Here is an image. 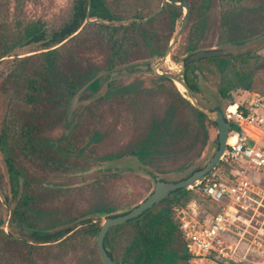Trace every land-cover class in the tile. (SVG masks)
<instances>
[{"label":"rangeland","instance_id":"374dc122","mask_svg":"<svg viewBox=\"0 0 264 264\" xmlns=\"http://www.w3.org/2000/svg\"><path fill=\"white\" fill-rule=\"evenodd\" d=\"M186 1L191 3L186 27L165 62L159 66V71H168L180 77L188 73L198 87L194 95L202 104L210 107L218 105L225 109L230 98L235 97L240 89L238 86L230 87L229 96H221L219 89L226 85L228 78H233L231 71H220L212 61L204 58L195 61L194 69L186 70L182 59L191 51L201 48L223 47L233 55L245 54L247 50V62L241 69L251 79L252 90L249 91L264 96V0H242L235 5L240 7L236 14L232 13L230 7L223 5L224 0H210L206 6L201 4V0ZM72 2L0 0V49L4 42L24 41L22 26L27 22L39 20L47 29L58 27L69 16ZM108 2L118 15L130 17L136 14L144 17L161 0ZM225 17H232L234 28L225 29L221 25ZM180 22L178 18L175 29ZM200 26L201 30L192 31V27ZM188 27L190 33L187 32ZM190 35H193L192 41L196 43L195 49L188 47ZM236 38L240 40L233 41ZM33 47H37L35 43L18 45L15 49L22 54ZM96 51L94 49L92 52ZM94 56L102 65L101 52ZM158 59L151 56L143 61L153 65ZM8 68L7 64L0 62V130L7 128L8 148L13 145L16 153H5L0 148V172L6 180L7 154L25 171L30 192L35 197L31 206L36 209L28 211L31 216L28 225L39 230L51 231L87 219L91 224L100 223L108 213H100L96 209L113 206L112 213L127 210L149 194L155 175L166 180L180 178L207 162L216 148V126L206 121L208 138L205 144L201 143L200 132L194 138L186 134L179 141L174 140V137L161 140L155 146L151 158H141L131 153L137 142L153 126L161 129L168 124L167 120L172 126L174 117L184 120L192 113L190 106L179 97L175 85L169 79L157 77L150 71L131 69L128 74L115 78L123 83H133L129 93L139 90L137 99H142L139 107L132 104L135 102L132 99L134 96H129V99L125 96L106 98V84L81 102L74 103L72 97L66 108L69 123L56 125L49 130L46 127L44 136L49 141L44 146L45 151L38 149L33 152L28 146L24 155L16 145L18 129L10 121L11 103L15 101L16 94L5 90L3 85V72ZM97 75L109 77V70L100 69ZM55 119L49 116L46 126L55 124L58 121ZM95 132H99V137L94 136ZM116 153L120 155L104 157ZM186 162L184 168H177V165ZM190 196H180L176 201L172 196L171 206L177 205L174 202L186 205L189 199L195 198L207 207L201 196L195 193ZM11 207L12 204L4 203L0 193V264H32V260H36L37 264H102L95 249V237L85 232L84 227L81 228L84 223L76 225L69 232L79 231L75 245L70 239L64 241L62 238L49 245L28 246L22 239L30 238V230L28 227L20 229L16 221L10 219L8 209ZM5 230L12 240L1 238Z\"/></svg>","mask_w":264,"mask_h":264},{"label":"trees","instance_id":"16d2710c","mask_svg":"<svg viewBox=\"0 0 264 264\" xmlns=\"http://www.w3.org/2000/svg\"><path fill=\"white\" fill-rule=\"evenodd\" d=\"M200 2L206 6L210 0H201ZM86 9L87 0H73L69 16L58 27L47 29L43 22L39 20L27 22L22 26L24 41L4 42L0 49V62L9 66L3 72L5 74V79H3L4 89L11 90L16 94L15 101L11 103L12 116L10 121L18 129L16 145L17 149L21 151L20 153L24 155L28 146L33 152L38 149L42 152L45 151L44 146L49 141L44 136L45 131L56 125H67L69 123L66 108L70 100L79 89L97 75L100 69L111 71L128 67L136 62L143 61L147 57L160 58L170 37L176 30L177 19L182 17V7L169 2H166L163 8L148 20H133L127 23L85 22ZM132 16L137 15L133 14L130 17ZM90 17H102L109 20L128 18L115 13L108 0H91ZM228 19V21H222L221 25L225 29L234 28L232 17ZM202 26L192 27V31L201 30ZM187 32L190 33V27H188ZM192 38L193 35H190L191 40H189L188 47L195 49L196 43L192 41ZM238 40L240 39H233V41ZM32 43H35L37 47H33L22 54L16 52L15 48L18 45ZM94 49H97V51L92 52ZM100 52L102 54V65L94 56L100 54ZM245 55H248V52L240 55L204 58L212 61L220 71L229 69L233 74V78H228L226 85L220 87L221 96H229L228 91L230 87L234 86L240 87L235 97H240L247 91L252 90L251 79L241 69L247 62ZM233 59H236V61H233ZM194 66L195 61L185 65L184 69L192 70ZM157 77L166 78L162 75H157ZM184 79L193 91L198 89L193 77L189 76L188 73H184ZM130 85H133V83H123L117 78L111 79L106 86L105 97L109 99L125 96L129 99V96H134L137 99L139 90L135 89L133 93H129ZM176 91L179 97L190 106L192 113L184 120L174 117V125L172 126L169 125V120H167L168 124L163 125L161 129L156 125L153 126L137 142L136 148L131 153L137 154L141 158H151L155 146L161 140L174 137V140L179 141L186 134H190L194 138L200 132L202 133L201 143L205 144L208 138L205 122L208 121L214 126L215 124L205 114L189 104L177 88ZM135 98H132L135 100L132 104L139 107L142 99L141 97V100ZM232 99L233 96L228 104L231 103ZM206 107L213 109L218 105ZM218 108L224 116V107ZM49 116L57 118L55 120L58 121H55L53 125L46 126ZM231 124L233 128H237L235 123L232 122ZM172 127L174 129L171 130ZM6 130V127L0 130V148L5 153L10 151L16 153V150H13V145L8 148L9 142ZM94 136L99 137V132H95ZM119 155L118 153L106 154L104 157L111 158ZM5 165L6 180L0 172V193L6 205L12 204V207L8 209L10 219H14L19 227L31 226L28 225L30 224L28 220L31 217L28 211H36L31 206L35 197L30 192V185L25 178L26 173L9 154L5 156ZM186 165L187 162L181 163L177 165V168H184ZM192 193L199 195L191 189H178L146 209L138 217L112 225L105 235L104 247L115 264H187L189 255L182 238L179 220L175 211L171 208V203L172 196L176 201L180 196L191 197L190 194ZM191 200L196 199L191 198L188 201ZM174 204L184 206L180 203L174 202ZM96 210L113 214L114 208L113 206H105ZM87 222L90 223V220L65 225L48 233L33 231V234L36 238L39 237L41 242L47 238L50 242L64 238V241L70 239L71 243L75 245V237L78 236L79 231L69 232L78 224L84 223L81 228L84 227L85 232L96 237L101 222L94 224H87ZM95 249L97 250L96 240Z\"/></svg>","mask_w":264,"mask_h":264},{"label":"built area","instance_id":"2783aa9c","mask_svg":"<svg viewBox=\"0 0 264 264\" xmlns=\"http://www.w3.org/2000/svg\"><path fill=\"white\" fill-rule=\"evenodd\" d=\"M231 103L224 117L237 128L231 124L219 162L186 187L207 207L197 200L171 207L187 264H264V96L247 91Z\"/></svg>","mask_w":264,"mask_h":264},{"label":"water","instance_id":"95a60500","mask_svg":"<svg viewBox=\"0 0 264 264\" xmlns=\"http://www.w3.org/2000/svg\"><path fill=\"white\" fill-rule=\"evenodd\" d=\"M169 2L173 5L180 6L184 10L182 12L181 22L178 28L174 31L173 35L169 39L164 53L160 56L158 61L151 65L149 62H138L131 66L133 70H142V71H151L155 75H163L170 78L173 82L178 91L182 94L184 98L194 106L196 109L201 111L203 114L207 116V118L212 121L217 129L216 134V141L217 145L215 150L213 151L212 155L205 162L201 167L193 169L188 173L186 176L181 177L177 180H166L163 179L160 175L154 176V184L149 192V194L144 197L143 199L139 200L136 204L131 206L125 211L117 212L113 214H106L103 217V220L100 223L99 229L97 231L95 240H96V248L101 258L103 264H115L113 258L108 254L106 248L104 247V238L109 230V228L117 223L125 222L128 219L136 218L141 213H143L146 209L153 206L155 203L159 202L161 199L167 197L170 193L186 188L188 185L192 184L193 182L201 179L205 176L214 166L219 162L220 156L225 149L226 140L228 138V132L231 127V123L227 120L223 114L221 113L218 107L213 109H209L205 107L194 95L191 88L188 86L186 81L180 77L179 75L170 73L168 71H159V66L165 62L166 58L170 54L171 49L173 48L174 44L180 37L183 29L186 26L187 18L189 14L190 5L186 0H161V3L155 7L148 15L145 17H137L132 16L126 19L120 20H109L102 17H90V9H91V0H87V9L85 14V22L89 21H106V22H115V23H127L133 20L136 21H146L151 18L155 13L159 12L164 4ZM229 52L223 47H210L204 49H196L188 53L183 59L182 64L183 66L187 65L190 62L197 61L203 58H210L215 56L227 55ZM129 71L128 68L123 67L120 69H113L109 71V77L97 75L89 80L74 96L73 102L78 103L81 102L92 94H94L102 85L107 84L110 79L115 78L120 74H126ZM177 83L182 86L183 90H181ZM101 213V212H100Z\"/></svg>","mask_w":264,"mask_h":264},{"label":"flooded vegetation","instance_id":"af4514ba","mask_svg":"<svg viewBox=\"0 0 264 264\" xmlns=\"http://www.w3.org/2000/svg\"><path fill=\"white\" fill-rule=\"evenodd\" d=\"M240 2H242V0H224V2H223V5H226V6H228V8L229 9H231L232 10V13L233 14H236V13H238V9H240V7H236L235 5H237L238 3L240 4ZM208 5V4H207ZM233 7V8H232ZM223 18V17H222ZM228 18H230V17H227V18H224V20L223 21H228ZM244 52H247V50L246 51H244ZM227 55H233L232 53H228ZM140 62H147V61H140ZM136 63H138V62H136ZM150 63V62H149ZM135 64V63H134ZM151 64V63H150ZM189 64V63H188ZM133 65V64H132ZM132 65H130V66H128V67H126V68H128L129 69V71L131 70V66ZM123 68V67H122ZM118 69H120V68H118ZM133 70V69H132ZM129 71L126 73V74H128L129 73ZM147 71H149V70H147ZM151 72V71H150ZM120 75H122V74H120ZM163 76V75H162ZM164 77H166V76H164ZM166 78H168V77H166ZM182 78L184 79V74H183V76H182ZM113 79H116V78H113ZM173 84H174V82L170 79V78H168ZM185 80V79H184ZM107 84H108V82H107ZM107 84H106V86H107ZM192 90V89H191ZM193 91V90H192ZM193 93H194V91H193ZM156 176V175H155ZM26 227H28V229L30 230V233H29V237L30 238H26V239H22L23 240V242H25L28 246H30V245H40V244H43V245H49V243H50V241H49V239L47 238L46 240H44V241H40V239H39V237H35L34 236V234H33V231H39V232H45V233H48L49 231H45V230H39V229H37V228H35L34 226H23V227H19L20 229H24V228H26ZM2 228L0 227V230H1ZM48 235L46 234V237H47ZM1 238L2 239H9V240H12V237L9 235V233H8V231L7 230H5V234L4 233H2V235H1ZM32 264H37V262H36V260L34 261V260H32Z\"/></svg>","mask_w":264,"mask_h":264},{"label":"bare ground","instance_id":"6f19581e","mask_svg":"<svg viewBox=\"0 0 264 264\" xmlns=\"http://www.w3.org/2000/svg\"><path fill=\"white\" fill-rule=\"evenodd\" d=\"M177 85H178V87H179L181 90H183L182 86H180L178 83H177ZM233 108H234V106L231 105V106H230V109H233Z\"/></svg>","mask_w":264,"mask_h":264},{"label":"crops","instance_id":"0c3cea01","mask_svg":"<svg viewBox=\"0 0 264 264\" xmlns=\"http://www.w3.org/2000/svg\"><path fill=\"white\" fill-rule=\"evenodd\" d=\"M230 104H232V103H230Z\"/></svg>","mask_w":264,"mask_h":264}]
</instances>
